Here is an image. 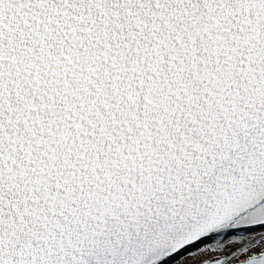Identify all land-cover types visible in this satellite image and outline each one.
I'll use <instances>...</instances> for the list:
<instances>
[{
    "label": "snow or ice",
    "instance_id": "snow-or-ice-1",
    "mask_svg": "<svg viewBox=\"0 0 264 264\" xmlns=\"http://www.w3.org/2000/svg\"><path fill=\"white\" fill-rule=\"evenodd\" d=\"M0 264H264V0H0Z\"/></svg>",
    "mask_w": 264,
    "mask_h": 264
}]
</instances>
